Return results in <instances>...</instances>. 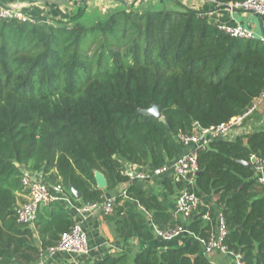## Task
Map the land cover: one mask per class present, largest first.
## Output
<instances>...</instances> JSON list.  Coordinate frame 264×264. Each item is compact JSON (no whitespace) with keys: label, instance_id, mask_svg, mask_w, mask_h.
Wrapping results in <instances>:
<instances>
[{"label":"trees","instance_id":"16d2710c","mask_svg":"<svg viewBox=\"0 0 264 264\" xmlns=\"http://www.w3.org/2000/svg\"><path fill=\"white\" fill-rule=\"evenodd\" d=\"M79 12L54 24L0 19V264L35 262L75 223L58 202L39 207L31 224L17 223L15 210L27 195L22 176L39 172L76 208L127 186L105 220L118 239H136L142 248L91 264H211L199 239L218 212L227 250L242 264H264V185L239 163L264 159L263 130L245 141L213 140L198 152L188 191L201 203L184 223L122 174L125 166L159 169L180 155L178 135L244 115L264 87V42L230 37L205 12L186 7L131 6L89 25ZM154 105L159 119L139 113ZM95 172L105 189L96 187ZM164 184L178 190L170 179ZM181 226L188 231L182 243L150 246L154 230Z\"/></svg>","mask_w":264,"mask_h":264},{"label":"built area","instance_id":"2783aa9c","mask_svg":"<svg viewBox=\"0 0 264 264\" xmlns=\"http://www.w3.org/2000/svg\"><path fill=\"white\" fill-rule=\"evenodd\" d=\"M202 1L209 2L216 7L219 6L215 0ZM227 6H229V9L223 10L232 12L241 11L243 13H250L258 16L260 18L261 33L257 35L253 29L242 24H214L217 29L230 37L240 39L257 38L264 42V0H245L241 3L228 4ZM0 19H16L21 22L27 21L23 13L2 6H0ZM256 100L257 103L264 100V87ZM254 108L255 105H252L244 115L232 118L227 123L220 124L216 127L198 129L190 136L178 135V144L185 148V152L168 162L163 167L159 169H150L125 166L122 174L126 176L131 184L142 183L153 176L170 179L172 184L176 185L178 189L176 190L177 196L172 215L174 219H181L183 222H186L190 219L191 215L201 203L199 198L196 197L194 193L188 191V188L195 184V178L198 173V152L206 149L213 140L222 139V136L224 135H233L235 128L239 127V124L242 122L244 117ZM249 161V163H251L253 175L257 182L264 185V159L250 156ZM21 183L23 188L27 191V195L25 202L19 205L15 210L16 221L19 224H31L35 219V215L39 207L48 206L54 202H64L66 205L71 204L69 198L63 193L60 185H48L44 182V180L33 177L31 173H24ZM179 185L181 188H178ZM124 195L125 191L116 196L109 197L101 203L96 202L80 207L78 208L79 210H76V212L79 215H85L96 210L95 207L98 206L101 208L105 216L110 215L113 212V203L115 202V198ZM202 218L204 221L210 222L208 213L203 215ZM185 232L188 233L186 228L181 226L170 231L154 230V235L155 237H161L168 241ZM226 234L227 228L225 227L222 214L218 212L215 215L214 227L211 229L208 237L206 239H199V242L203 247L204 254L209 258V256L213 253H223L234 259L236 264H242L240 261V255H235L229 252L224 245V238ZM56 250L77 255L86 253L87 237L81 222L75 221L71 228L60 236L57 245L48 249L49 252Z\"/></svg>","mask_w":264,"mask_h":264},{"label":"crops","instance_id":"0c3cea01","mask_svg":"<svg viewBox=\"0 0 264 264\" xmlns=\"http://www.w3.org/2000/svg\"><path fill=\"white\" fill-rule=\"evenodd\" d=\"M0 6L23 13L27 22L34 24H54L58 20L67 21L82 10L78 20L87 25L104 19L110 13L131 6L140 10H151L162 6L164 9L173 11H179L186 7L205 12L204 14L211 24H242L253 29L257 35L261 33L258 16L241 11L215 10L216 6L202 0H0ZM235 15L238 17L235 18ZM253 105L255 108L244 117L239 127L235 128L233 135H224L222 139L232 140L239 136L245 141L246 134L253 131H264V100L257 103L255 99ZM32 175L35 178L43 179L40 172ZM164 180V177L153 176L136 184L146 191L155 193L160 203L172 212L175 208L177 192L175 188L166 189ZM126 187L124 184L117 186L114 190L105 193L98 203L120 194ZM21 199L22 204L26 200V195L21 196ZM58 203L63 205L67 213L75 218V221L81 222L87 237V251L77 255L61 250L53 252L46 250L42 251L39 258L30 264H91L108 254H116L124 249H129L131 256H133L142 248L136 239H130L127 242L118 239L111 225L105 220V215L100 207L96 206V210L85 215H79L76 212L79 209L73 205H66L64 202ZM180 221L182 220L180 219ZM186 235V232L181 233L168 241L161 237H154L150 246L161 250L169 245H178L182 243ZM208 259L211 264H236L234 259L223 253H213Z\"/></svg>","mask_w":264,"mask_h":264},{"label":"water","instance_id":"95a60500","mask_svg":"<svg viewBox=\"0 0 264 264\" xmlns=\"http://www.w3.org/2000/svg\"><path fill=\"white\" fill-rule=\"evenodd\" d=\"M114 1H121V0H114ZM223 9H229V6H227V5H219L218 7H216L215 10H223ZM139 113L141 115L145 116V117L151 116V117H155V118L159 119L160 118V107L157 106V105H154V106H151L150 108H148L146 110L140 111ZM206 149L210 150L209 146ZM239 163H242L246 167H251V163H248V162L245 163V162H242V161H240ZM94 179H95L96 187L99 190H103V189L106 188L107 182H106L104 176L101 173L95 172ZM69 190L72 192V194L77 199H80V194L78 192L73 190L71 187H69Z\"/></svg>","mask_w":264,"mask_h":264},{"label":"rangeland","instance_id":"374dc122","mask_svg":"<svg viewBox=\"0 0 264 264\" xmlns=\"http://www.w3.org/2000/svg\"><path fill=\"white\" fill-rule=\"evenodd\" d=\"M151 10L156 11V10H167V9H164L162 6H160V7H155V8H153V9H151ZM237 15H238V14H237ZM237 15H235V18L238 17ZM182 150H183V151H182ZM183 152H185V148H184V147H181L180 155H181Z\"/></svg>","mask_w":264,"mask_h":264}]
</instances>
